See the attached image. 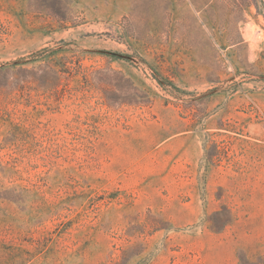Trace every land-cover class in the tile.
I'll return each instance as SVG.
<instances>
[{
  "label": "rangeland",
  "instance_id": "1",
  "mask_svg": "<svg viewBox=\"0 0 264 264\" xmlns=\"http://www.w3.org/2000/svg\"><path fill=\"white\" fill-rule=\"evenodd\" d=\"M0 264H264V0H0Z\"/></svg>",
  "mask_w": 264,
  "mask_h": 264
}]
</instances>
